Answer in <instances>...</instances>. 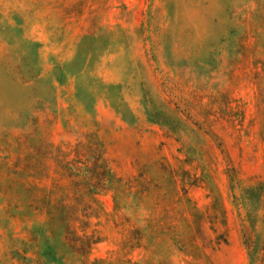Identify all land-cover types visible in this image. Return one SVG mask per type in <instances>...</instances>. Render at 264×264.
<instances>
[{
	"label": "rangeland",
	"instance_id": "obj_1",
	"mask_svg": "<svg viewBox=\"0 0 264 264\" xmlns=\"http://www.w3.org/2000/svg\"><path fill=\"white\" fill-rule=\"evenodd\" d=\"M0 264H264V0H0Z\"/></svg>",
	"mask_w": 264,
	"mask_h": 264
},
{
	"label": "trees",
	"instance_id": "obj_2",
	"mask_svg": "<svg viewBox=\"0 0 264 264\" xmlns=\"http://www.w3.org/2000/svg\"><path fill=\"white\" fill-rule=\"evenodd\" d=\"M67 150L57 148V162L63 168L68 176L73 178L74 184H83L89 192L99 193L109 189V186L105 183L112 172L103 159L102 144L92 137L88 139V142L77 141L74 145L66 142ZM74 154L76 157L81 158L82 166H74L72 159H69V155ZM88 158H92L88 161ZM88 206L83 205V216L89 214Z\"/></svg>",
	"mask_w": 264,
	"mask_h": 264
}]
</instances>
